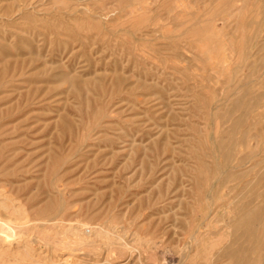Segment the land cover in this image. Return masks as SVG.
<instances>
[{"label": "rangeland", "instance_id": "1", "mask_svg": "<svg viewBox=\"0 0 264 264\" xmlns=\"http://www.w3.org/2000/svg\"><path fill=\"white\" fill-rule=\"evenodd\" d=\"M0 205V264H264V0H0Z\"/></svg>", "mask_w": 264, "mask_h": 264}, {"label": "bare ground", "instance_id": "2", "mask_svg": "<svg viewBox=\"0 0 264 264\" xmlns=\"http://www.w3.org/2000/svg\"><path fill=\"white\" fill-rule=\"evenodd\" d=\"M3 190V189H2ZM4 191V190H3ZM5 192V191H4ZM2 195L4 196V194L2 193ZM7 197H8V195H7ZM11 197V196H10ZM2 198V197H1ZM3 199V198H2ZM10 200H11V198H10ZM2 202V201H1ZM3 203V202H2ZM9 205H12L11 203L9 204ZM4 206V205H3ZM2 206V207H3ZM0 207H1V205H0ZM10 208V207H9ZM13 209V208H12ZM14 210V209H13ZM11 216V215H10ZM14 217V216H13ZM11 221V220H10ZM9 220H6V219H0V246L1 247H4V246H8L9 247V245H11V246H17L19 243H21V242H24L25 243V241L27 240H24L25 239V236H24V234L27 232V231H24L23 230V227L21 226V225H19V223H18V221L17 222H15V223H18V224H13V222H12V224H11V222H10ZM81 227V226H80ZM30 230V229H29ZM76 230V229H75ZM74 232H76V231H74ZM89 232V231H88ZM32 233H33V231H32ZM79 233H81V231L79 232ZM38 233H36V235H37ZM88 234H90V233H88ZM77 235H79V234H76V236ZM28 236V235H27ZM26 236V237H27ZM32 236V235H31ZM35 236V235H34ZM38 236V235H37ZM85 236V235H84ZM33 238V237H32ZM31 238V239H32ZM74 238V237H73ZM68 239L67 241H61V244H62V246L64 245H73V247H74V245L75 244H80V242L83 244V242L84 241H86V242H88V240L87 239H85L84 240V238L82 237V236H80L79 235V237L77 238V237H75V239ZM86 238H87V236H86ZM29 239H30V236H29ZM35 240V239H34ZM37 240H38V238H37ZM84 240V241H83ZM92 240V239H91ZM83 241V242H82ZM90 241V240H89ZM92 242V241H91ZM108 242V241H107ZM105 243H106V241H105ZM60 244V243H59ZM81 244V245H82ZM85 244H87V243H85ZM85 244H83V245H85ZM23 245V244H22ZM107 245V244H106ZM60 246V245H59ZM62 246H60V247H62ZM88 246V245H87ZM22 247V246H21ZM85 247V246H84ZM62 248H64V247H62ZM68 248V247H67ZM66 248V249H67ZM127 248V247H126ZM22 249H24L23 247H22ZM114 249V248H113ZM111 252V251H110ZM109 255H110V253H109ZM152 255V254H151ZM156 255V254H155ZM150 256L151 258H148V259H152V260H150V261H153L152 262V264L153 263H155L156 264V256ZM35 256V255H34ZM148 256V257H149ZM110 257V256H109ZM106 258V257H105ZM111 258H113V257H111ZM157 261H160V260H157ZM26 262V261H25ZM162 263V262H161ZM54 264V263H53ZM71 264V263H70ZM163 264H168V262L167 261H165L164 260V263Z\"/></svg>", "mask_w": 264, "mask_h": 264}]
</instances>
